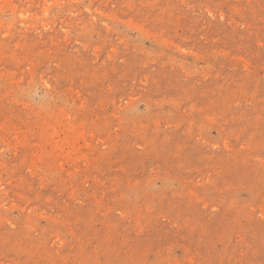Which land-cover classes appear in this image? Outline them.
<instances>
[{
  "label": "rangeland",
  "instance_id": "1",
  "mask_svg": "<svg viewBox=\"0 0 264 264\" xmlns=\"http://www.w3.org/2000/svg\"><path fill=\"white\" fill-rule=\"evenodd\" d=\"M0 264H264V0H0Z\"/></svg>",
  "mask_w": 264,
  "mask_h": 264
}]
</instances>
